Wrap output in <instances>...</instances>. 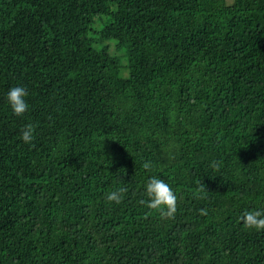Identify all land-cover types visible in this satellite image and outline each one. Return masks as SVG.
<instances>
[{
	"label": "trees",
	"instance_id": "1",
	"mask_svg": "<svg viewBox=\"0 0 264 264\" xmlns=\"http://www.w3.org/2000/svg\"><path fill=\"white\" fill-rule=\"evenodd\" d=\"M153 175L171 217L140 203ZM257 208L264 0H0V264H264Z\"/></svg>",
	"mask_w": 264,
	"mask_h": 264
},
{
	"label": "clouds",
	"instance_id": "2",
	"mask_svg": "<svg viewBox=\"0 0 264 264\" xmlns=\"http://www.w3.org/2000/svg\"><path fill=\"white\" fill-rule=\"evenodd\" d=\"M29 93L23 85H15L8 88L5 98L11 113L14 116L21 117L29 110L28 98ZM35 125L27 123L24 125L20 138L25 144L31 145L34 139ZM144 167H150V162H145ZM125 188L119 187L110 191L106 199L109 202L120 203L123 198ZM144 197L140 200L142 205L149 209L156 210L163 216L171 217L176 212L177 196L172 186L164 179L158 176H150L144 184ZM241 221L244 227L256 231H264V210L248 209L241 216Z\"/></svg>",
	"mask_w": 264,
	"mask_h": 264
},
{
	"label": "rangeland",
	"instance_id": "3",
	"mask_svg": "<svg viewBox=\"0 0 264 264\" xmlns=\"http://www.w3.org/2000/svg\"><path fill=\"white\" fill-rule=\"evenodd\" d=\"M230 2V0H228ZM107 18L102 17V19L99 18H95L92 25H91V29L93 32L99 31L102 28V23L106 22ZM94 35V34H93ZM105 45H108V49L109 52L114 55L118 61H119V68H120V74L122 76H127V57H126V51L124 48H116L115 46V42L113 40H109L108 42H106ZM98 46H101V44H99Z\"/></svg>",
	"mask_w": 264,
	"mask_h": 264
}]
</instances>
